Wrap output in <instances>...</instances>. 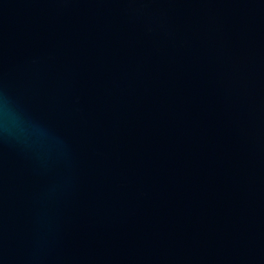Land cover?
Listing matches in <instances>:
<instances>
[{"label": "water", "instance_id": "obj_1", "mask_svg": "<svg viewBox=\"0 0 264 264\" xmlns=\"http://www.w3.org/2000/svg\"><path fill=\"white\" fill-rule=\"evenodd\" d=\"M0 264H264V0H0Z\"/></svg>", "mask_w": 264, "mask_h": 264}]
</instances>
